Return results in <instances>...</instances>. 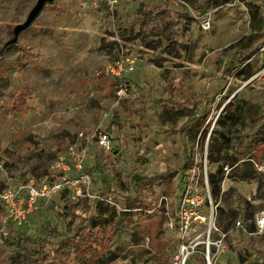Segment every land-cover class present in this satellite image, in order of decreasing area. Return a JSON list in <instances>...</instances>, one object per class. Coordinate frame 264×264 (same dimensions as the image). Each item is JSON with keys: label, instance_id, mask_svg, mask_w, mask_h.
I'll return each mask as SVG.
<instances>
[{"label": "rangeland", "instance_id": "rangeland-1", "mask_svg": "<svg viewBox=\"0 0 264 264\" xmlns=\"http://www.w3.org/2000/svg\"><path fill=\"white\" fill-rule=\"evenodd\" d=\"M36 1L0 0V190L12 181L54 178L57 156L69 147L87 149L90 180L68 184L43 201L27 225L4 223L0 215V264H20L17 253L39 256L44 260L38 264H47L60 253L49 248L61 231L81 237L66 208L70 203L86 210L87 225L112 221L119 227L111 261L85 260L70 240L65 251L73 264H174L178 243L166 229L163 212L135 209H152L161 195L172 204L178 199L181 167L192 147L197 149L208 121L210 130L215 126L219 132L221 156L236 160L223 167L220 194L213 200L215 223L226 224L228 207L236 205L230 194L239 193L252 215L239 217L240 226H229V237L240 247L264 235L252 233L264 211V144L252 141L264 119V0H211L204 13L198 0H53L11 43L14 27ZM161 10L172 21L187 22L177 46L166 44L153 27ZM176 11L189 18L181 19ZM202 21L210 23L208 29ZM125 55L136 64L125 77L127 95L119 97L118 82L104 71ZM228 101L231 109L225 107ZM95 130L108 132L112 142L103 177L91 168L100 150L85 139ZM199 172L206 173L211 189L209 174L217 167L206 158ZM244 173L249 180L241 179ZM137 195L138 202L127 200ZM43 226L58 229L46 234L50 242L44 246L37 243ZM202 249L199 245L187 264H205ZM258 249L264 250L263 240L250 251ZM245 259L238 261L227 247L214 264H264L262 257L247 254Z\"/></svg>", "mask_w": 264, "mask_h": 264}, {"label": "built area", "instance_id": "built-area-1", "mask_svg": "<svg viewBox=\"0 0 264 264\" xmlns=\"http://www.w3.org/2000/svg\"><path fill=\"white\" fill-rule=\"evenodd\" d=\"M94 4L103 0H90ZM106 1V0H105ZM113 2H116L114 0ZM201 26L208 29L210 23L202 21ZM135 59L123 56L112 65L106 67L104 73L113 76L118 82L116 94L119 97L126 96L129 90L125 77L135 69ZM264 77V66L260 70ZM81 133V137H82ZM87 141L97 144L105 152L112 150L110 134L104 130H95L92 135L86 137ZM206 143V142H205ZM198 149V145L196 147ZM195 149L193 162L183 173L178 199L170 202L169 197L161 195L158 203L152 209L137 208L135 210L152 213L157 209L163 212L165 225L176 239L178 245L174 254V264H186L191 255L196 253L199 245L203 246L202 255L205 264H214L218 255L227 249L226 235L215 223V203L212 199L206 173L199 172L201 162H206L207 150ZM87 149L69 147L61 151L53 166L54 178H43L37 181L24 183L20 181L10 182L0 191V204L3 209V222L15 227L29 224L30 216L38 209L39 201H47L53 196L64 191L68 184L75 186L89 183L90 176L85 170L87 164ZM58 172V176L56 175ZM75 178L71 181V173ZM77 193L80 189L77 188ZM124 211L132 209L123 208ZM206 211V213H205ZM240 226V220L234 227ZM264 232V211H261L254 221L253 234Z\"/></svg>", "mask_w": 264, "mask_h": 264}, {"label": "trees", "instance_id": "trees-1", "mask_svg": "<svg viewBox=\"0 0 264 264\" xmlns=\"http://www.w3.org/2000/svg\"><path fill=\"white\" fill-rule=\"evenodd\" d=\"M199 4L201 5V13L205 12V6L211 1V0H198ZM155 22H154V29L157 33V35L165 41L166 44L173 47L176 45V43L179 42V38L184 35V33L187 31V22L179 24L176 21L170 20V17L165 15V11H156L155 14ZM176 15L180 16L181 19H188L189 15L187 13H182L180 11H176ZM177 46V45H176ZM255 49L251 52V56L254 54ZM115 80V79H114ZM127 84L130 87V82L127 80ZM233 106L232 101H228L226 106L228 109H231ZM236 112H233V115ZM234 116V118H235ZM232 117V116H231ZM220 122V121H219ZM210 124L209 121L203 126L204 135L202 139H200L198 146L200 147V151L202 152L206 137L208 135V131L210 130ZM207 133V135H206ZM217 133L218 131L215 130V126L211 128L210 131V140H209V148L207 151V159L209 165H215L217 167V172L212 173L210 172V183H211V195L212 199L216 200L219 197L220 194V187L219 182L223 178V167L225 165L233 166L236 163L235 158H229V157H222L220 154V148H218V145L216 143V140L218 138ZM254 145H263L264 144V119L262 118L259 122L257 128L254 130L253 133V139ZM95 148L100 150L98 154L94 157L95 161L93 162V165L91 168L93 170H96L100 176H104L107 172L108 167L110 166V155L109 152L103 151L101 147H99L97 144H94ZM228 148V147H226ZM195 154V149L192 147L189 156L187 158L186 164L182 165L180 173L183 174L185 170L188 168V164L193 162ZM242 162H249V161H242ZM85 170H88V168H85ZM162 175H157V177H160ZM146 178V177H145ZM154 179L155 177H147V179ZM242 180H249V176L247 173H244L241 176ZM1 191V190H0ZM234 197V202L236 205L232 206L230 205L228 209L230 210V217L225 225L220 224L219 226L224 230L227 231L229 226H232L235 224L237 219L239 217L250 219L251 213L247 210L248 201L242 197L239 193H232L230 194V197ZM140 199V196H134V197H127V200L129 202H138ZM215 202V201H214ZM128 206H131L129 203ZM66 208H70V213L73 216V222L77 221L75 224L77 225V228L81 232V237H78V234L76 235H70L67 230L64 232L61 231V238L57 242L56 245H53L49 249L53 250V252L58 253L57 255L53 256L52 259L47 264H73L72 258L66 254L65 248L66 243L70 240H73L72 247H74L77 252L83 255V258L85 260H96V259H106L108 262L112 260L110 257L111 255V247L114 243L115 235L119 232V227L112 223V221L107 222H100L96 224H89L87 225V222L89 220V215L86 212V210L78 208L77 205H73V203H70V205H66ZM129 208V207H126ZM68 210V209H67ZM68 211V212H69ZM127 212V211H125ZM131 212V211H128ZM0 215L3 217L4 212L1 208ZM42 234L44 236L37 238V243L39 245L44 246L46 243H49L47 235H49V232L58 233L57 227L49 228V226H43ZM71 233V232H70ZM51 235V234H50ZM55 235V234H54ZM57 235V234H56ZM59 235V234H58ZM78 238V240H77ZM259 240H263L264 242V235H261L258 240H254L253 238L248 239V241H242V245L240 247L235 246L233 243V239L229 237V235H226V245L230 249L231 252L235 254L238 261H245V255L248 254V256H254L256 259L258 257H262V260L264 261V250H256L255 254H253L250 249L255 246V244L258 243ZM49 253V252H48ZM46 253V254H48ZM39 257V256H38ZM38 257H32V256H25L24 254L17 253L15 258L20 260V264H24L27 262L28 264H38L39 262H42V260ZM197 259V258H196ZM195 259V262H198ZM189 260V259H188ZM44 262V261H43ZM188 262V261H187ZM42 264V263H40ZM45 264V263H44ZM187 264V263H186ZM201 264V263H200Z\"/></svg>", "mask_w": 264, "mask_h": 264}, {"label": "water", "instance_id": "water-1", "mask_svg": "<svg viewBox=\"0 0 264 264\" xmlns=\"http://www.w3.org/2000/svg\"><path fill=\"white\" fill-rule=\"evenodd\" d=\"M51 1H53V0H37L36 1L34 6L32 7V9L30 10L29 14L27 15L26 20L23 23L18 24L14 27V29H13L14 37L10 41L11 43L16 42L17 36L19 35V33L21 31H23L25 28L29 27L31 25V23L33 22V20L40 14V12L43 9V6L46 3L51 2ZM210 131H209V135H210Z\"/></svg>", "mask_w": 264, "mask_h": 264}, {"label": "crops", "instance_id": "crops-1", "mask_svg": "<svg viewBox=\"0 0 264 264\" xmlns=\"http://www.w3.org/2000/svg\"><path fill=\"white\" fill-rule=\"evenodd\" d=\"M95 159V158H94ZM95 161V160H94ZM44 200H40L39 201V205L38 206H40V204L43 202ZM39 208V207H38ZM36 212H37V210H36ZM36 212H34V213H36ZM31 217V216H30Z\"/></svg>", "mask_w": 264, "mask_h": 264}]
</instances>
